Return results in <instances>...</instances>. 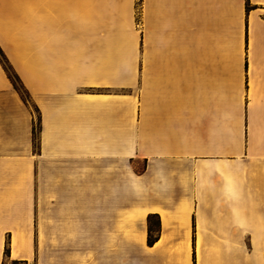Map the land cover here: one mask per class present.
Returning <instances> with one entry per match:
<instances>
[{
	"label": "crops",
	"instance_id": "0c3cea01",
	"mask_svg": "<svg viewBox=\"0 0 264 264\" xmlns=\"http://www.w3.org/2000/svg\"><path fill=\"white\" fill-rule=\"evenodd\" d=\"M135 2L0 0V264H264V0Z\"/></svg>",
	"mask_w": 264,
	"mask_h": 264
},
{
	"label": "trees",
	"instance_id": "16d2710c",
	"mask_svg": "<svg viewBox=\"0 0 264 264\" xmlns=\"http://www.w3.org/2000/svg\"><path fill=\"white\" fill-rule=\"evenodd\" d=\"M247 7V6H246ZM0 63L3 66L4 70L6 71L9 79L11 80L14 88L19 92L21 95L22 99L27 103L29 101V95L24 89L18 75L15 73L13 68L11 67L9 61L7 60L5 54L3 53L2 49L0 48ZM35 111L37 109L34 107ZM39 129V121L36 123L33 122V127H32V134H33V139L35 138L37 131ZM148 221V237H147V243L149 245L153 244V242L156 240L157 236L153 235V231L157 230L158 227V216L156 214H150L147 217ZM8 250H9V240L8 238L5 239V244H4V257H8Z\"/></svg>",
	"mask_w": 264,
	"mask_h": 264
},
{
	"label": "rangeland",
	"instance_id": "374dc122",
	"mask_svg": "<svg viewBox=\"0 0 264 264\" xmlns=\"http://www.w3.org/2000/svg\"><path fill=\"white\" fill-rule=\"evenodd\" d=\"M136 4H135V16L137 17L138 15H139V11H138V9H139V3H140V0H136V2H135ZM22 6V5H21ZM38 121V119L37 120H35V123ZM2 264H35V262L34 261H18V260H11V259H9L8 257H4V259H3V262H2Z\"/></svg>",
	"mask_w": 264,
	"mask_h": 264
}]
</instances>
